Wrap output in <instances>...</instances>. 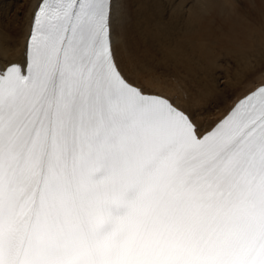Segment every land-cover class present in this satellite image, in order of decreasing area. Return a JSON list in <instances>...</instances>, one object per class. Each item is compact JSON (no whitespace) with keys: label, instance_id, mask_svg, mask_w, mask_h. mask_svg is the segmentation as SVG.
Here are the masks:
<instances>
[{"label":"snow or ice","instance_id":"snow-or-ice-1","mask_svg":"<svg viewBox=\"0 0 264 264\" xmlns=\"http://www.w3.org/2000/svg\"><path fill=\"white\" fill-rule=\"evenodd\" d=\"M153 2L35 0L0 50V264H264V82L205 129L129 47Z\"/></svg>","mask_w":264,"mask_h":264},{"label":"bare ground","instance_id":"bare-ground-1","mask_svg":"<svg viewBox=\"0 0 264 264\" xmlns=\"http://www.w3.org/2000/svg\"><path fill=\"white\" fill-rule=\"evenodd\" d=\"M159 1L162 3V0H156L135 5L129 47L145 72L178 79L186 88L194 90L197 119L207 129L238 98L264 82V67H251L252 55L247 51L250 45L264 44V26L257 29L245 22L241 14L244 12L236 6V10L233 8V2L238 0L221 4H211L207 0H168L170 8L167 7L164 31L155 24L154 15L151 16V9L159 13ZM34 3L35 0H0V50L4 55L19 57L21 54ZM254 4L257 15L264 20V2L256 0ZM218 17L236 21L231 28H222ZM211 24L217 26V31L222 28L221 32H224L218 37L213 36ZM222 53H235L236 61H231V69L217 64Z\"/></svg>","mask_w":264,"mask_h":264},{"label":"rangeland","instance_id":"rangeland-1","mask_svg":"<svg viewBox=\"0 0 264 264\" xmlns=\"http://www.w3.org/2000/svg\"><path fill=\"white\" fill-rule=\"evenodd\" d=\"M191 1H193V0H191ZM232 1H234V0H232ZM255 1L256 0H238L237 2H233V4H234V6H233V8L235 9V6H236V9H238V10H240V12H244V13H241V14H243L242 15V17H243V19L245 20V22L247 21V23L248 24H250V25H252L253 26V28L255 27V28H261V27H263L264 26V20H261L260 18H259V16L257 15L258 13H257V5L256 4H254L255 3ZM161 1H159V6H158V14L156 13V10L155 9H151V11H152V15L151 16H153V18H154V20L156 21L155 22V24L158 26V27H160V29L162 28L164 31L166 30V26H167V12H168V10H169V8H170V5H168V0L166 1V0H162V3H160ZM164 4V5H163ZM232 4V5H233ZM161 5H162V8H160L161 7ZM165 5H166V7H165ZM168 5V6H167ZM254 6V7H253ZM167 7H169V8H167ZM235 9V10H236ZM154 10H155V14H154ZM241 10H243V11H241ZM245 14V15H244ZM166 15V16H165ZM163 16V17H162ZM257 16V17H256ZM159 19H158V18ZM249 17H251V19L249 18ZM162 19V20H161ZM164 19V20H163ZM166 20V21H165ZM217 20H220V24H221V26H222V28H231V26H232V24L234 23L235 24V21L236 20H228V19H225V18H223V17H218L217 18ZM216 20V21H217ZM250 20V21H249ZM253 20V21H252ZM254 20H255V22H254ZM159 23V24H158ZM162 23H164V24H162ZM212 26L210 27V29H212L213 30V36H215V37H218V36H220L221 34H222V32H224L223 30H222V32H221V29L222 28H219V30L217 31V26L216 25H214V24H211ZM167 30H168V28H167ZM215 30V31H214ZM216 32V33H215ZM252 44V43H251ZM263 46V47H262ZM250 48H248L247 49V51H248V53L249 52H251L250 54L252 55V56H254V54H255V57H252V56H250L251 57V61L253 62H251V61H249L250 62V66L251 67H253V68H262L263 69V67H264V44H256V45H254V46H249ZM257 48V49H256ZM256 51V52H254L253 53V51ZM235 53H230V54H223L222 53V55H220L221 57H219V59H218V62H217V64L219 65V64H223L224 65V67L223 68H229V69H231L232 67H233V63L232 62H234L233 61V59L236 61V58H235ZM254 58H255V60H254ZM232 61V62H231ZM257 63H256V62ZM232 64V65H231ZM262 64V65H261ZM261 66V67H260ZM221 69H222V67H221ZM264 70V69H263ZM218 76V75H217ZM218 80V82H219V79H217ZM221 81V80H220Z\"/></svg>","mask_w":264,"mask_h":264}]
</instances>
